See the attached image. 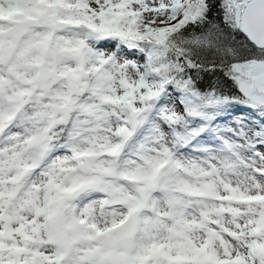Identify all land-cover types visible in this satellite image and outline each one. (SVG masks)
<instances>
[{
    "label": "snow or ice",
    "instance_id": "obj_1",
    "mask_svg": "<svg viewBox=\"0 0 264 264\" xmlns=\"http://www.w3.org/2000/svg\"><path fill=\"white\" fill-rule=\"evenodd\" d=\"M0 264H264V0H0Z\"/></svg>",
    "mask_w": 264,
    "mask_h": 264
}]
</instances>
